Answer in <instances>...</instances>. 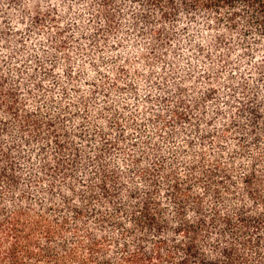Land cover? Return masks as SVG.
I'll list each match as a JSON object with an SVG mask.
<instances>
[{
    "label": "clouds",
    "instance_id": "clouds-1",
    "mask_svg": "<svg viewBox=\"0 0 264 264\" xmlns=\"http://www.w3.org/2000/svg\"><path fill=\"white\" fill-rule=\"evenodd\" d=\"M205 4L215 0H165L163 11L147 0L4 5L0 264H142L140 245L154 238L130 193L155 186L161 200L187 181L207 203L211 169L225 202L252 208L242 179L253 164L264 171V144L240 143L252 131L240 112L264 101V23L243 6ZM48 236L69 241L55 260L41 251ZM244 256L264 264V246Z\"/></svg>",
    "mask_w": 264,
    "mask_h": 264
},
{
    "label": "trees",
    "instance_id": "trees-1",
    "mask_svg": "<svg viewBox=\"0 0 264 264\" xmlns=\"http://www.w3.org/2000/svg\"><path fill=\"white\" fill-rule=\"evenodd\" d=\"M22 0H0V22L7 23V13L4 5L18 6ZM149 5L161 8L165 0H147ZM173 0H168L171 5ZM235 8L243 6L246 14H250L257 24L264 23V0H215V5ZM161 11L163 9L161 8ZM167 17V13H165ZM264 101L250 100L241 110L240 116L252 128L248 136L241 135L240 143L245 148H260L264 144ZM235 126V122H234ZM244 128L245 124H239ZM259 130V131H257ZM108 145L104 151L110 152ZM220 171L211 169L206 174L205 194L211 199L205 203L199 194L194 192V183L173 182L164 189L161 200L155 197L159 188L145 191L140 190L130 193L131 198L139 197L135 218L138 225L150 237L140 245L142 264H249L244 252L248 247L257 248L264 246V211L258 210V205H264V171L257 175L255 164L252 170L242 179L244 195L254 201L252 208L244 204L225 202L220 188L217 186L224 181L219 179ZM155 181L153 184L155 185ZM107 193V189L100 186ZM242 199V197H241ZM162 202L171 206L161 207ZM223 205L225 211L221 215L219 206ZM194 213L189 217L188 213ZM183 233V238L177 241L176 237ZM69 241L57 240L48 236L41 248L43 256L48 260H55L59 250L67 251ZM99 264H112L108 259L99 261Z\"/></svg>",
    "mask_w": 264,
    "mask_h": 264
}]
</instances>
